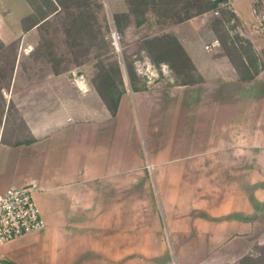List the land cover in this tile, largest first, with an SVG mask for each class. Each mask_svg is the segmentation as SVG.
Returning <instances> with one entry per match:
<instances>
[{
	"label": "crops",
	"instance_id": "crops-1",
	"mask_svg": "<svg viewBox=\"0 0 264 264\" xmlns=\"http://www.w3.org/2000/svg\"><path fill=\"white\" fill-rule=\"evenodd\" d=\"M257 1L228 9L263 61ZM215 12L168 28L196 82L126 88L115 117H49L23 144L0 134V194L34 184L47 224L2 246L0 264H238L264 244V66L243 81L220 43L206 50Z\"/></svg>",
	"mask_w": 264,
	"mask_h": 264
},
{
	"label": "rangeland",
	"instance_id": "rangeland-1",
	"mask_svg": "<svg viewBox=\"0 0 264 264\" xmlns=\"http://www.w3.org/2000/svg\"><path fill=\"white\" fill-rule=\"evenodd\" d=\"M25 1L30 12L24 16ZM25 1L0 3L6 6L7 24L0 28V36L19 38L6 47L0 44V134L10 143L29 141L30 125L49 117L69 114L80 121L104 115L99 92L112 106L115 98L108 92L120 83L111 62L121 65L124 87L119 88L124 93L132 88L127 65L134 85L144 90L192 84L200 78L168 28L179 24L178 18L190 20L206 14L201 12L213 0H131L135 7L128 0H57L58 12L29 31L57 7H50L46 0ZM217 10L219 15L209 19L205 32L216 36L219 52L228 56L241 77L255 73L264 66V59L248 49V41L239 35L242 25L232 21L234 14L221 6ZM19 16H24L20 28L16 26ZM166 71L173 77L167 81ZM250 255L253 259L243 264H264V244L254 245Z\"/></svg>",
	"mask_w": 264,
	"mask_h": 264
},
{
	"label": "built area",
	"instance_id": "built-area-1",
	"mask_svg": "<svg viewBox=\"0 0 264 264\" xmlns=\"http://www.w3.org/2000/svg\"><path fill=\"white\" fill-rule=\"evenodd\" d=\"M220 6L228 8V0ZM257 6L255 13L264 22V2L257 1ZM215 14L219 15V12ZM216 47H219L218 40L205 48L212 51ZM34 190V184H27L8 188L0 194V248L46 228V221L34 199Z\"/></svg>",
	"mask_w": 264,
	"mask_h": 264
},
{
	"label": "trees",
	"instance_id": "trees-1",
	"mask_svg": "<svg viewBox=\"0 0 264 264\" xmlns=\"http://www.w3.org/2000/svg\"><path fill=\"white\" fill-rule=\"evenodd\" d=\"M47 3L49 4L50 7H57L52 13H50L49 15H45L42 17V19L40 20H37L30 28H28L26 31H29L30 29L34 28V27H39L41 25V23H44V21H46L51 15L55 14L58 12V7H60V4L58 3L57 0H46ZM131 2V0H128ZM227 0H213V2H211L210 6L206 9H204L203 12H201V14L203 13H207L209 11H214L216 9H218V7L220 6L221 3H224L226 2ZM131 3H134V2H131ZM143 5L147 6V3L144 2ZM134 7H135V3H134ZM135 12V10H134ZM137 13V12H136ZM188 18L184 19V18H178L177 20V23H182L184 21H186ZM114 22L116 23V26L118 25L119 27V24H120V21H119V18L118 17H115L114 18ZM247 47L250 51H253V47L252 45L248 42L247 43ZM111 66V70H113L120 78V83L119 85H114L112 86L111 90H109L108 92V95L110 96H113L115 99L113 101V105L110 106L105 98V96L101 93H100V96L102 97V100L106 106V108L108 109L109 113L111 116L115 117L117 115V111H118V107H119V103H120V100H121V97L122 95L124 94V89L122 88H119L120 87H124V83H123V80H122V68H121V65L119 62L117 61H114V62H111L110 64ZM126 70L128 72V76H129V80H130V84H131V87L134 91H140V90H144V89H140V88H137L134 83L132 82V79L130 78L131 74H132V69L127 65L126 66ZM258 73V71H256L255 73L253 74H249L247 75L246 77H242V80L243 81H250L252 79H254L255 75ZM183 85H187L186 83L183 84ZM253 259V256L250 255V256H246L244 257L241 262L239 264H243V262H245V260H252Z\"/></svg>",
	"mask_w": 264,
	"mask_h": 264
}]
</instances>
